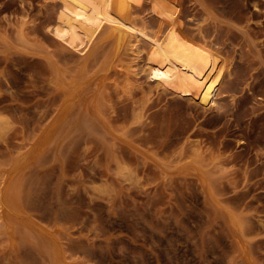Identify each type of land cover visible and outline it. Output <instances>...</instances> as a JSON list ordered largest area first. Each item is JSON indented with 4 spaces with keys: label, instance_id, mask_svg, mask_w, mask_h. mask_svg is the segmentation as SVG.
<instances>
[{
    "label": "rangeland",
    "instance_id": "rangeland-1",
    "mask_svg": "<svg viewBox=\"0 0 264 264\" xmlns=\"http://www.w3.org/2000/svg\"><path fill=\"white\" fill-rule=\"evenodd\" d=\"M180 2L182 29L201 27L229 73L198 92L145 47L125 85L101 44L66 98L47 81L80 78L89 8L0 0V183L20 212L15 245L0 220V264H52L50 248L59 264H264V0ZM140 9L157 24L149 0ZM187 138L203 180L183 165Z\"/></svg>",
    "mask_w": 264,
    "mask_h": 264
},
{
    "label": "bare ground",
    "instance_id": "bare-ground-1",
    "mask_svg": "<svg viewBox=\"0 0 264 264\" xmlns=\"http://www.w3.org/2000/svg\"><path fill=\"white\" fill-rule=\"evenodd\" d=\"M88 7V24L83 25L80 33L85 39L91 36L96 37V42L89 47L84 57L83 65L79 72V79H74L70 84L64 83V76L53 73L48 79L47 85H52L56 90H61L68 98L79 90L83 85V78L86 66L95 52L101 48V44H107L106 51L102 55V69L110 65H116L124 72V84H132L134 69L138 66L145 47L155 59L156 71H163L169 68L170 71L187 74L185 79L189 86L198 92H202L204 84L210 83L212 72L218 69L221 78L225 69L229 73V65L224 64L222 59L212 53L206 46V38L202 28L198 26L196 32L198 38L187 34L181 27L179 14L181 13L180 0H149L150 6L157 17V24L151 25L141 14V7L145 0H79ZM75 31V30H73ZM79 32V30H78ZM79 33V34H80ZM19 35L22 36V29L19 28ZM200 40L201 42H198ZM105 42V43H104ZM87 45V44H85ZM84 44L83 48H86ZM213 84V83H212ZM215 84V82H214ZM164 91V85L157 82L149 87L148 93H142L140 103L144 106L148 100L147 96L159 94ZM235 102V94L229 96ZM217 105L212 101V106ZM7 117L0 115V138L5 135L4 125ZM190 156L183 158V165L195 168L203 180L204 171L201 164L195 162L200 155V142L198 139L187 138ZM13 182L11 177L5 176L0 183V220L7 230L8 237L15 245V223L20 214L18 204L13 195ZM52 264H59L57 253L50 248Z\"/></svg>",
    "mask_w": 264,
    "mask_h": 264
}]
</instances>
